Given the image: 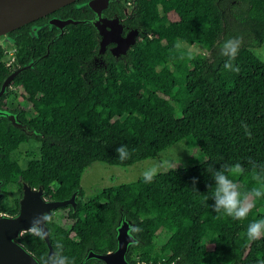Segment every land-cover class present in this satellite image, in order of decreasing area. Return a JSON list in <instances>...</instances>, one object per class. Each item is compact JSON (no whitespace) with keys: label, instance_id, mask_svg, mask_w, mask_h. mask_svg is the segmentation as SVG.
<instances>
[{"label":"trees","instance_id":"obj_1","mask_svg":"<svg viewBox=\"0 0 264 264\" xmlns=\"http://www.w3.org/2000/svg\"><path fill=\"white\" fill-rule=\"evenodd\" d=\"M82 1L51 16L87 22L68 25L61 36L48 26L33 36L29 25L8 35L16 67L34 63L14 78V90L1 96L0 105L12 94L22 95L21 110L10 113L36 135L0 117V183L4 188L16 184L20 193L19 178L32 189L51 184L45 198L58 202L76 193L74 207L56 210L66 213L67 225L49 215L48 223L54 222L46 225L48 243L36 231L23 233L19 244L39 264L61 251L57 244L74 264H104L86 256L114 252L116 228L124 218L136 240L126 261L264 260V238L250 241L246 236L249 223L264 219V198L254 201L243 221L218 218L208 187L215 182L207 172L209 166L241 163L246 171L235 179L247 191L256 186L249 161L264 164V63L251 51L264 44V0H137L136 19L147 34L123 59H107L100 71L90 67L97 34L88 23V8L75 7ZM160 7L172 10L175 18L161 15ZM228 38H242L233 61L239 73L224 67L227 58L220 48ZM184 51L205 57L186 59ZM3 59L0 46V88L7 76ZM30 139L40 143V157L21 169L11 154ZM183 140L198 149L188 166L159 173L151 183L141 178L104 189L87 202L79 200L84 196L81 177L93 163L130 167ZM122 144L131 151L124 161L116 153ZM162 232L169 238L157 248Z\"/></svg>","mask_w":264,"mask_h":264},{"label":"water","instance_id":"obj_2","mask_svg":"<svg viewBox=\"0 0 264 264\" xmlns=\"http://www.w3.org/2000/svg\"><path fill=\"white\" fill-rule=\"evenodd\" d=\"M75 1L78 0H0V37L7 36L14 30H17L38 19L51 15ZM102 3L106 5L107 0H91L88 1L85 5L88 7V9L99 14V11L96 7L100 6V4ZM101 7H104V5ZM95 21L96 20H89L88 23H90L95 28L97 35L103 38V42L100 43V54L103 51L106 34L99 27L98 23H95ZM78 23L87 22L75 21L72 19L63 20L60 17H51L48 21V27L50 29H57L59 31V35L61 36L68 25H76ZM133 40L129 41L128 43L124 41L126 42V45H123V47H121L122 43L120 41H116V43L118 44L116 49H120L121 53L126 55L127 49L131 45L135 44ZM93 61L94 58L92 62ZM33 63L34 62H30L24 67H18L16 70L10 73V75L1 85L0 98L5 94L6 89L12 84L14 78L23 70L31 68ZM11 114L12 113H10L9 116H13L16 123L12 122L7 115L2 114L0 115V117H5L14 127L23 130L26 134L36 135V133L28 131V129L24 125L19 123L16 115ZM19 183L22 184L23 195L22 202L20 203L19 214L14 217H0V253L3 251L6 252H3L4 255H1V258L4 257V261L0 264H39L38 261L29 252L24 250V248L19 244L18 240L21 238L23 233L29 232L31 227H35L37 228V230H39V232H42L44 241L48 243L47 228L43 219L44 215H50L52 213V209L66 206L74 207L76 193H74L71 198L66 201L58 202L48 200V202H45L43 201L41 195L42 187H39L38 189H32L20 178ZM1 198L2 194L0 193V200ZM30 204H34L36 206L37 211L35 213H32L30 211ZM121 222H124V229H128V226L130 227L131 235V223L122 218L118 227L116 228L117 249L113 253L106 255H100L90 251L86 256V259H97L99 261H102L104 264H119L118 258H120L121 262L123 261L124 264H127L125 260V254L128 250V247L131 244L135 243L136 240L132 235L130 237H125L122 232L123 230L118 231V229H120L119 227ZM130 238L133 240H131Z\"/></svg>","mask_w":264,"mask_h":264},{"label":"rangeland","instance_id":"obj_3","mask_svg":"<svg viewBox=\"0 0 264 264\" xmlns=\"http://www.w3.org/2000/svg\"><path fill=\"white\" fill-rule=\"evenodd\" d=\"M159 11L161 15H166L169 19L175 18L173 11L170 9H164L160 7ZM44 26H48V22L45 24L32 26L31 35L35 36L37 30ZM0 46L9 51H13L15 49L13 40L8 36H3L0 38ZM251 51L257 59L264 63V44L260 48H255ZM204 57L205 55L202 52L184 51V58L186 59H194L198 61ZM6 59L7 57H5L3 60ZM16 69L17 67L16 65H14L10 70L7 71L11 73ZM8 89L12 90L13 88L9 86L6 89V92ZM24 102L25 98L22 95L12 94L8 99V106L12 109H16L17 107H21ZM2 114L9 116L10 113L2 110L0 111V115ZM9 119L12 122L16 123L15 118L13 116H9ZM197 153V147L190 145L187 140H183L168 148L167 150L159 154L156 158L147 159L145 161L136 163L130 167L111 166L104 163L95 162L84 171L81 177V187L84 191V196L79 198V200L82 202H87L88 200L98 196L104 189L115 187L118 185L134 183L137 180L143 178V172L153 166V164H159L160 166V170L157 174L166 172L171 169L188 166L189 160L193 157H196ZM39 157L40 143L33 139L27 140L22 143L11 154L12 162L16 163L21 169H23L29 161L37 160ZM50 186L51 184H48L47 187H42L41 190L42 199L45 202H48V199L44 197V194L46 189ZM5 188L0 185V193L2 194V213L0 214V217L17 216V214H19L20 203L22 202L23 195L20 194V191L16 184H13L11 187ZM258 200L259 202H261L263 201V198ZM29 209L32 213H35L37 211V208L34 204H30ZM57 209L51 210L54 214L55 219L61 220L62 224L67 225L68 222L66 218H64L65 212L56 211ZM53 222L48 223L44 221L45 225L49 224L51 227H53ZM123 226H125L124 222H121L119 227L120 229H118V231L123 230V235L125 237H130V227L127 225L128 229H124ZM33 229L37 230V228L35 227H31L30 230ZM168 238L169 234L165 232L159 233L155 240L156 247L160 248L167 241ZM0 255H3V252H1Z\"/></svg>","mask_w":264,"mask_h":264},{"label":"clouds","instance_id":"obj_4","mask_svg":"<svg viewBox=\"0 0 264 264\" xmlns=\"http://www.w3.org/2000/svg\"><path fill=\"white\" fill-rule=\"evenodd\" d=\"M241 44L242 38H228L221 45L220 54L227 58L224 64L226 70L235 73L240 72L239 66H234L233 61L238 55ZM242 126L246 135L251 137L252 132L249 126L247 124H243ZM116 153L121 161L131 157V151L127 145L122 144L117 147ZM249 164L251 165V172L253 173V179L256 181V186L247 191H242L235 179L242 176L246 171V168L241 163L224 164L219 169H216L214 166L207 168V172L215 182L214 185H209L208 187L212 189L211 200L214 201L211 207L218 214V218L222 214L231 217L233 220L243 221L247 219L254 207V201L264 198V164H258L252 160L249 161ZM159 170V164H153V166L146 169L142 174L144 182L151 183ZM196 183V179L193 178V185L195 186ZM43 219L45 222H49L51 217L45 214ZM38 234L43 238L42 232ZM246 236L250 241L264 238V219L253 220L249 223ZM62 247V245L57 244V248L61 251H58L51 257L44 258L46 264H74V261L62 254ZM258 264H264V260L259 261Z\"/></svg>","mask_w":264,"mask_h":264},{"label":"flooded vegetation","instance_id":"obj_5","mask_svg":"<svg viewBox=\"0 0 264 264\" xmlns=\"http://www.w3.org/2000/svg\"><path fill=\"white\" fill-rule=\"evenodd\" d=\"M91 0H84L82 3H77L76 8H81L83 11L87 7L85 4ZM85 2V3H83ZM104 7H101L103 6ZM88 8V7H87ZM97 10L99 11V14L93 12L90 9H87V16L90 20H96L95 23H98L99 27L102 29V31L105 32L106 37H105V43L103 47V51L99 54L100 51V43L103 42V38L99 35H97V54L96 57L94 58V61L91 63L92 68H96L98 71L105 69L107 66V59L113 58L115 60L118 59H123L125 54L121 53L120 49L117 50L116 47L118 44L116 41H120L122 43L121 47L123 45H126L125 43L133 40L135 43L138 40H142L143 36L147 34L146 30L142 28V26L138 23L136 19V12H137V0H107V4L105 5L104 3L100 4V6L96 7ZM51 16H54L53 14L48 15L45 18L44 21H39L40 19L31 22L27 25H29V30L31 33V27L34 25H40V24H45L47 23ZM41 18V19H44ZM42 28V27H41ZM39 30V29H38ZM37 30V31H38ZM95 30V28H94ZM96 32V30H95ZM10 34V33H9ZM8 34V35H9ZM97 34V32H96ZM7 35V36H8ZM9 37V36H8ZM1 38V37H0ZM12 39V38H11ZM126 41V42H124ZM131 44V43H130ZM133 45H131L126 52H128ZM5 49V48H3ZM16 65V63H15ZM5 73L7 74L6 78L8 77V72L7 69L5 68ZM5 78V79H6ZM3 80V82L5 81ZM3 84V83H2ZM14 90V88L12 89ZM8 92V90H7ZM6 92V93H7ZM5 93V94H6ZM3 96V95H2ZM8 99H5L2 104L0 105V111H8V112H13L17 113L21 110V107H17L16 109H12L8 106ZM2 186V185H1ZM22 195V193H20ZM1 201L0 200V214L2 213V208H1ZM66 215V213H65ZM36 231L39 232V230L33 229L30 230L28 233H35ZM6 253L5 251H3ZM3 253V255H4ZM113 252H108L107 254H110ZM119 264H124L123 261L121 262L120 258H118ZM126 260V259H125ZM4 257L1 258L0 255V263H3ZM127 264H146L144 262H138V261H130L127 259L126 261Z\"/></svg>","mask_w":264,"mask_h":264},{"label":"built area","instance_id":"obj_6","mask_svg":"<svg viewBox=\"0 0 264 264\" xmlns=\"http://www.w3.org/2000/svg\"><path fill=\"white\" fill-rule=\"evenodd\" d=\"M3 55H4V58L7 57L6 60H3L4 66L7 70H10L16 63L15 49L13 51L3 49Z\"/></svg>","mask_w":264,"mask_h":264}]
</instances>
